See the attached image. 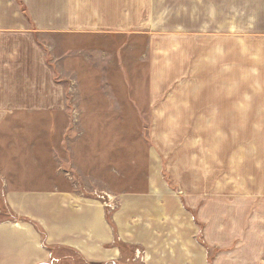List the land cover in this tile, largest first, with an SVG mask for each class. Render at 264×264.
Instances as JSON below:
<instances>
[{
  "label": "rangeland",
  "instance_id": "1",
  "mask_svg": "<svg viewBox=\"0 0 264 264\" xmlns=\"http://www.w3.org/2000/svg\"><path fill=\"white\" fill-rule=\"evenodd\" d=\"M136 1L129 13L145 25L131 29L146 32L150 43L93 39L92 45L94 50L150 52L156 106L147 108L141 97L133 100L142 104L137 115L135 108L115 107L109 110L125 115L76 124H15L16 134L48 140L53 134H83L70 158L76 159L88 197L122 193L130 184L146 190L147 179L156 185L159 180L160 196L174 199L165 201L166 210L177 215H169L172 221L165 225L194 229L208 264L214 258L244 260L252 245L258 254L248 253L264 264V0ZM137 55L122 60L110 54L108 69L109 75L113 70L139 74L126 90L143 96L148 60ZM119 76H109L116 84L109 81L110 88L122 85L115 81ZM111 199L109 207L98 200L106 215L120 205L118 198ZM26 219L0 202V264H102L100 237L87 239L96 250L90 254L70 246L72 239L82 242L86 235L46 236L40 230L32 235L24 230ZM9 221H19L24 231L3 227ZM215 225L229 244L213 246ZM40 248L49 249L41 260Z\"/></svg>",
  "mask_w": 264,
  "mask_h": 264
},
{
  "label": "crops",
  "instance_id": "2",
  "mask_svg": "<svg viewBox=\"0 0 264 264\" xmlns=\"http://www.w3.org/2000/svg\"><path fill=\"white\" fill-rule=\"evenodd\" d=\"M135 2L0 0V202L7 204L11 213H24L27 218L23 223L26 229L19 221L14 226L9 221L10 226L3 227L30 229L32 235L39 234L37 230L46 236L86 235L78 243L69 239L70 246L82 247L90 254L96 250L87 239L96 235L101 239L102 264H208L194 229L165 225L172 221L169 215H177L166 210L165 201L174 199L167 194L160 196L161 181L156 185V181L147 179L146 190H135L130 184L122 187V193H110V197L120 200V205L106 215L100 200L85 194L86 187L77 176L80 168L76 159L70 158L76 138L83 134H53L50 140L40 134H16L15 124L51 120L76 124L109 121L99 117L110 114L125 115L109 110L115 107L135 108L137 113H132L137 115L142 104L133 100L141 97L147 108L156 106L152 92L156 67L151 72L150 52L137 55L125 47L108 50L103 46L94 50L92 45L93 39L150 43L146 32L131 29L145 25L134 21L129 13ZM93 52L98 57L96 67ZM110 54L122 60H133L135 55L139 60H148L143 96L126 90L132 78L139 77L133 70H113L111 76L123 75L115 79L122 85L116 90L109 87V81L116 85L109 79ZM145 181H137V185ZM221 235L220 226L215 225L214 247L231 242L221 239ZM248 252L258 254L257 250L253 252V245ZM248 252L244 260L214 258L212 264L263 261L253 260ZM48 253L49 249L40 248V255L44 254L40 260Z\"/></svg>",
  "mask_w": 264,
  "mask_h": 264
},
{
  "label": "built area",
  "instance_id": "3",
  "mask_svg": "<svg viewBox=\"0 0 264 264\" xmlns=\"http://www.w3.org/2000/svg\"><path fill=\"white\" fill-rule=\"evenodd\" d=\"M98 200L103 202L104 206L109 207L110 205V201H112L113 199H111V197L107 194H100V195H96Z\"/></svg>",
  "mask_w": 264,
  "mask_h": 264
}]
</instances>
